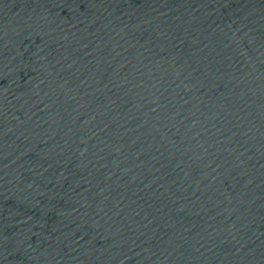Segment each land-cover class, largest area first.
I'll use <instances>...</instances> for the list:
<instances>
[{"label":"water","instance_id":"water-1","mask_svg":"<svg viewBox=\"0 0 264 264\" xmlns=\"http://www.w3.org/2000/svg\"><path fill=\"white\" fill-rule=\"evenodd\" d=\"M0 264H264V0H0Z\"/></svg>","mask_w":264,"mask_h":264}]
</instances>
